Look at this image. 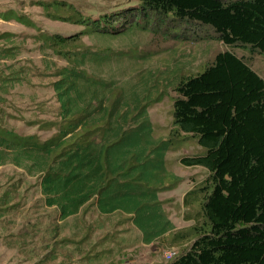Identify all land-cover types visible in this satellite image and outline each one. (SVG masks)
I'll use <instances>...</instances> for the list:
<instances>
[{
	"label": "rangeland",
	"instance_id": "obj_1",
	"mask_svg": "<svg viewBox=\"0 0 264 264\" xmlns=\"http://www.w3.org/2000/svg\"><path fill=\"white\" fill-rule=\"evenodd\" d=\"M133 2L0 0V195L13 184L20 188L15 206L0 218V264H54L44 255L50 239L33 233L31 222L44 214L48 224L51 210L35 206L57 198L58 182L50 172L73 166L78 155L74 150L65 160L58 157L47 172L46 160H53L50 153L55 147L40 152L30 141L43 144L61 135V146L74 140L62 126L75 117L80 118L75 134L82 127H100L88 152L116 145L113 154L120 147L123 150V140L129 138V151L148 157L134 155L135 160L151 159L156 166H167L177 174L179 184L183 181L196 188L208 177L207 168L182 162V158L201 155L203 149L196 138L176 133L175 88L203 71L217 53L232 48L207 26L152 24L147 29L131 26L111 33L87 25L103 14L128 11ZM55 35L73 40L65 47L53 45L48 38ZM235 53L264 79L263 54L244 48H235ZM60 178L59 182L65 179ZM172 199L178 202L179 197ZM173 210L179 213L180 208ZM185 210V215L196 214L198 206ZM186 224L181 221L168 228ZM172 231L176 235L181 230ZM175 246L169 248L175 256L185 249L180 241Z\"/></svg>",
	"mask_w": 264,
	"mask_h": 264
},
{
	"label": "trees",
	"instance_id": "obj_2",
	"mask_svg": "<svg viewBox=\"0 0 264 264\" xmlns=\"http://www.w3.org/2000/svg\"><path fill=\"white\" fill-rule=\"evenodd\" d=\"M133 1L128 11L103 14L87 25L111 33L131 26L147 29L152 24L207 26L232 48L217 53L203 71L186 77L175 88L176 133L196 138L203 149L201 155L182 158V162L203 166L209 174L204 184L184 198L185 207L198 206L196 214L185 216L196 221L174 235L176 242L189 236L193 241L168 264H264V79L235 53V48H244L264 55V0ZM48 39L64 47L73 40L61 35ZM78 119L62 126L74 140L60 146L59 135L43 144L30 141V146L36 145L40 152L55 147L50 153L54 163L60 156L75 154L74 150L79 154L94 143L100 127H82L75 134ZM23 143L28 145V141ZM86 159L89 162L83 168L95 165L93 151ZM49 162L50 157L47 172L52 170ZM63 168L52 170L56 179ZM13 185L0 195V218L18 199L20 188Z\"/></svg>",
	"mask_w": 264,
	"mask_h": 264
},
{
	"label": "crops",
	"instance_id": "obj_3",
	"mask_svg": "<svg viewBox=\"0 0 264 264\" xmlns=\"http://www.w3.org/2000/svg\"><path fill=\"white\" fill-rule=\"evenodd\" d=\"M123 142V150L120 147L113 154L111 150L116 145L107 151L96 147L95 152L92 150L95 165L83 168L89 162L86 146L76 156L77 162L73 164L76 169L70 165L62 167L63 182H59L61 176L57 179L53 176L58 182L54 189L57 198L45 199L35 206L36 210L43 207L51 210L46 219L48 224L43 221L44 214L31 222L33 233L50 239L44 254L50 257L49 262L168 264L164 252L176 247L172 230H185L193 225L194 219L185 218L184 198L195 187L183 181L179 184L181 180L167 166H156L151 159L135 160L134 155L146 159L147 154L129 151L132 148L129 138ZM59 159L65 160L61 156ZM49 163L50 168L54 162ZM61 170L56 173L61 174ZM172 197H179L178 202ZM173 208L177 211L180 208L179 213ZM181 221L187 224L168 228L169 224ZM27 225L30 227V222ZM179 241L187 248L193 238Z\"/></svg>",
	"mask_w": 264,
	"mask_h": 264
},
{
	"label": "built area",
	"instance_id": "obj_4",
	"mask_svg": "<svg viewBox=\"0 0 264 264\" xmlns=\"http://www.w3.org/2000/svg\"><path fill=\"white\" fill-rule=\"evenodd\" d=\"M176 252L173 249H169L164 252V257L167 261H172L175 258Z\"/></svg>",
	"mask_w": 264,
	"mask_h": 264
}]
</instances>
